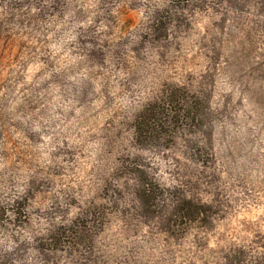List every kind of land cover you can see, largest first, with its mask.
<instances>
[{
    "label": "rangeland",
    "instance_id": "rangeland-1",
    "mask_svg": "<svg viewBox=\"0 0 264 264\" xmlns=\"http://www.w3.org/2000/svg\"><path fill=\"white\" fill-rule=\"evenodd\" d=\"M0 264H264V0H0Z\"/></svg>",
    "mask_w": 264,
    "mask_h": 264
},
{
    "label": "trees",
    "instance_id": "trees-1",
    "mask_svg": "<svg viewBox=\"0 0 264 264\" xmlns=\"http://www.w3.org/2000/svg\"><path fill=\"white\" fill-rule=\"evenodd\" d=\"M174 97L170 94L162 106L148 107L140 113L136 120V129L140 135L159 133V128L168 132L179 123L184 108L182 106L178 108L181 100L177 96ZM170 105L174 107V111L168 112ZM149 138L152 139L151 136Z\"/></svg>",
    "mask_w": 264,
    "mask_h": 264
}]
</instances>
